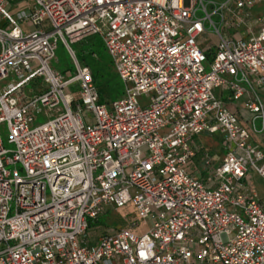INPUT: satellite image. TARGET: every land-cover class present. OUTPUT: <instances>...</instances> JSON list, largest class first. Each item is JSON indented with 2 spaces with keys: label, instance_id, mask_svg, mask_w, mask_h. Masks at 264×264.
Instances as JSON below:
<instances>
[{
  "label": "built area",
  "instance_id": "built-area-1",
  "mask_svg": "<svg viewBox=\"0 0 264 264\" xmlns=\"http://www.w3.org/2000/svg\"><path fill=\"white\" fill-rule=\"evenodd\" d=\"M12 1L0 0V128L14 145L0 133V264H264L252 181L264 178V14L247 37L227 32L251 30L264 0ZM95 35L124 84L110 103L72 48ZM59 39L74 70L52 66ZM203 133L224 150L218 164L204 153L206 179L187 169ZM129 203L148 231L96 224Z\"/></svg>",
  "mask_w": 264,
  "mask_h": 264
},
{
  "label": "rangeland",
  "instance_id": "rangeland-1",
  "mask_svg": "<svg viewBox=\"0 0 264 264\" xmlns=\"http://www.w3.org/2000/svg\"><path fill=\"white\" fill-rule=\"evenodd\" d=\"M14 6L16 8L22 7L24 5L32 6L33 0H13ZM262 6H259L260 8ZM209 11H211V8H208ZM257 9V8H256ZM255 11V9H254ZM198 14L200 16H203L204 14L199 11ZM213 20L218 22V17L213 16ZM24 26H27V24H24ZM207 27L209 25L207 24ZM50 28V27H48ZM213 28H209L205 34H203L202 39L200 40V45L203 49H208L209 47L212 48L211 52L215 49V43L218 40V36L215 32H212ZM223 31V29H222ZM96 39V41H95ZM95 42V43H94ZM100 42L103 44L104 47L103 50H100ZM72 47L77 51V54L79 57L81 55H84L87 57L88 61L90 63L99 64L103 62H110L112 64V60L110 55L108 54V51L106 50V47L99 35L91 36V37H85L83 39H79L76 41V43L72 44ZM91 51H94V54L91 55ZM52 66L61 71V72H67L68 70H74V64L71 59L70 53L68 49L66 48L65 44L62 40H58L57 42V49H56V57L52 61ZM112 68L113 64H112ZM209 69V67H207ZM115 71V70H114ZM121 91L124 92V84L121 82ZM119 90V91H120ZM151 94H148L146 96H140L138 99L142 105H145L148 103L149 98ZM119 97L116 96V94L111 98V100H116ZM111 101H109L110 103ZM45 120L44 117H39L37 119L38 123H41ZM258 126H260V121L258 120L256 122ZM1 137L4 143V146L7 149H13L14 145L8 142V132L6 125L1 126L0 128ZM200 143L203 147V151L212 154L213 161H217L222 156L221 148L222 146V136L220 134H213V135H200ZM220 152V154H219ZM187 169L189 171H195V170H203L200 165H197L194 160H190ZM208 173H206L207 175ZM252 181L254 182L255 186L257 187L259 191V197H264V178H262L259 175H254L252 178ZM107 212L103 216L97 220L96 224L100 226L102 229H121V228H132V230L138 234H142L150 228V222L148 219H142L139 217L135 207L132 203L127 204L126 206L115 209L113 206H107ZM136 221L139 222V225L136 227H132L131 225L135 223Z\"/></svg>",
  "mask_w": 264,
  "mask_h": 264
},
{
  "label": "crops",
  "instance_id": "crops-1",
  "mask_svg": "<svg viewBox=\"0 0 264 264\" xmlns=\"http://www.w3.org/2000/svg\"><path fill=\"white\" fill-rule=\"evenodd\" d=\"M216 1H221V0H216ZM259 6H262V7L258 8ZM254 9H255V11H254ZM262 14H264V4L258 5L251 10V19H252L251 20V25H252L251 30H248L245 26H239L238 27L237 26V23H238L237 20H231V28L227 29V32L229 34H231V36H233V37H247L252 31L255 32L258 30L259 25L255 23V19L257 17L261 16ZM201 39H202V37H201ZM216 94L221 96L223 98V100L225 101L226 105L228 106V108L231 109L232 111L236 112L239 116L240 121L243 124L247 125V118L249 117L250 113L244 108L243 102L235 103V102L231 101L228 97L227 92H223L221 89H217ZM200 135L202 136V134H200ZM200 135L196 136L193 140V145L195 148V156L193 157L192 160H194L197 165H200L202 170L204 167V170L201 171L198 169V170L192 171V173H194L196 176H198L201 179H206L207 171H206V167L204 166V153H205V151H203V147L200 143ZM203 135H213V134L203 133ZM253 140L256 143L264 145V134H262L260 136L259 135L254 136ZM221 153H222V156L220 157L219 160L214 162L215 164L220 163L224 157L223 147L221 148ZM219 154H220V152H219ZM210 155L212 156V154H210Z\"/></svg>",
  "mask_w": 264,
  "mask_h": 264
},
{
  "label": "trees",
  "instance_id": "trees-1",
  "mask_svg": "<svg viewBox=\"0 0 264 264\" xmlns=\"http://www.w3.org/2000/svg\"><path fill=\"white\" fill-rule=\"evenodd\" d=\"M96 41V39H95ZM95 43V42H94ZM103 44L100 42V50H103ZM73 48V47H72ZM73 50L76 52L77 57L79 60L88 65L91 68L92 74H93V80L98 88L99 91V97L100 101L104 103H109V101H112L111 98L116 94L117 97L123 96V91L120 90L121 88V79L118 76V74L114 71L112 68L111 61L110 62H103L99 64H92L90 61H88L87 57L84 55L77 54V51L73 48ZM91 55L94 54V51L90 52ZM208 57H211L210 53H207ZM120 90V91H119Z\"/></svg>",
  "mask_w": 264,
  "mask_h": 264
}]
</instances>
